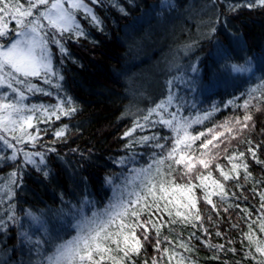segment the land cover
<instances>
[{
  "label": "trees",
  "instance_id": "1",
  "mask_svg": "<svg viewBox=\"0 0 264 264\" xmlns=\"http://www.w3.org/2000/svg\"><path fill=\"white\" fill-rule=\"evenodd\" d=\"M192 1L205 12L183 23L186 32L176 41L179 48L174 46V54L178 49L184 52H179L177 59L173 60V56L168 59L157 71V79L143 86L137 75L147 61L143 60L140 52L143 53L144 48L139 49L137 41L139 33L143 34L146 28L142 27L134 38L129 37L130 32L140 29L138 21L144 12L151 14L154 8L177 14ZM9 2L27 7L30 0ZM88 6L95 12L99 24L94 25L91 19L77 12V22L86 35L77 37L45 29L50 36L60 39L70 53L62 55L58 46L49 45L54 65L63 80L54 76L52 83L45 84L42 78H32V82L49 95L25 93L24 101L27 107L52 108L61 98L71 99L70 107L76 111L58 120L44 118L42 122L40 113L33 114L34 128L28 131L38 137L35 146L18 144L8 138L22 152L44 153L50 176L45 178L38 168L23 164L21 151L17 152L15 160H7L12 152L0 143V264H48V257L55 254L57 247L70 241L77 222L92 217L91 213L80 214L82 209L90 212L94 208V215L100 217L109 205L119 200H135L128 196L126 189H143L144 172L141 170L157 166V161L165 159L173 142V130L159 121L171 119L173 114L177 120L201 118V123L194 124L192 131H203L206 136L195 145L189 162L205 152L200 147L201 141L220 132L224 135L219 141H213L219 143V148L212 151L219 155L207 169L195 163L193 171L185 175V166L178 165L171 166L169 174V167L164 164L161 169L165 178L171 179L173 186L186 185L189 181L200 185L196 176L211 172L212 177L225 186L224 199L219 195L211 196L213 209V205L203 199L205 190L195 187L201 216L200 221L193 220L195 227L183 222L182 217H176V211L186 214L183 207H171V217L153 209L151 219L154 223L160 221V234L149 225L146 234L149 238L144 240V230L136 229L141 249L132 256L133 264H153L154 261L177 264L179 260L184 264H258L264 257L256 253L255 245L250 244L247 236L251 234L255 240H264L259 225L264 217L260 200V193L264 192V6L249 8L245 0H100L97 4L89 0ZM35 12L33 10V14ZM13 29L9 22L10 38ZM229 35L244 42L245 57L251 58L255 65L251 75L233 77L221 71L219 65L224 58L220 57V49L215 51L216 42L223 43L222 48L228 55L226 60L239 61L240 57L230 50ZM156 56L155 51L152 57ZM223 72L228 78L221 77ZM157 85L158 94H153ZM141 94L146 96L145 100L138 96ZM170 97L171 103H167ZM161 103L166 104V109L152 112L145 120L144 117ZM246 114L253 119L242 131L239 125L231 134L222 127L229 121L232 124L238 119L243 122ZM205 116L207 119H203ZM137 123L143 127H136ZM60 128L65 131L58 138L54 133ZM132 129L135 131L125 136ZM249 147L257 150L262 163L252 158ZM239 153L244 156L234 162L243 160L248 165L247 179L243 167L236 173L231 172L227 157ZM217 164L233 178L224 181L216 169ZM13 172L17 173L15 184L12 183ZM207 183V190L213 191L210 181ZM144 197L151 202L148 193ZM177 198L179 204L185 203L180 194ZM29 209L40 216L37 223L29 219ZM147 219L149 214L145 212L141 222ZM170 220L177 222L170 223ZM50 222L54 223L52 231ZM182 244L191 250L181 247Z\"/></svg>",
  "mask_w": 264,
  "mask_h": 264
},
{
  "label": "snow or ice",
  "instance_id": "2",
  "mask_svg": "<svg viewBox=\"0 0 264 264\" xmlns=\"http://www.w3.org/2000/svg\"><path fill=\"white\" fill-rule=\"evenodd\" d=\"M90 2L97 4L100 0H90ZM88 5L89 0H30L28 6L24 7L21 3L12 4L9 0H0V14H2L0 15V38L8 35L7 21L3 20V16L11 15L17 26L15 38L7 44H0V89L4 90L0 91V143L13 150V155L7 157V160L16 159L15 146L9 142V136L18 144H32L35 146L38 137L28 131L34 128L33 114L40 113L39 119L42 122L44 118L55 117L58 120L61 116H68L76 111L74 107H70L72 104L71 99L65 101L61 98V102L54 104L52 108L43 106L38 108L34 105L27 107L24 101L27 99L25 93L39 92L49 95V93L37 87L32 82V78H42L45 84L52 83L51 78L54 76L63 80L62 74L54 65V58L49 45L58 46L62 55L67 56L70 53L60 39H57L55 35L50 36L45 29L51 28L60 34H75L77 37L86 35L82 32L80 24L77 23V12L82 10L84 15L91 18L94 25L99 24L95 12ZM245 5L249 8L257 5L264 6V0H245ZM41 6H43V10H40ZM33 10H36L35 16H33ZM45 21L46 25L43 23ZM192 70L196 71L195 68ZM21 85L23 87H19ZM8 91L13 94L14 99L8 97L6 94ZM167 103H171V97ZM244 107L245 109L248 108V102L245 103ZM159 109H166V104L157 105L156 109L151 110L144 119L148 120L152 112ZM203 119H207V117L205 116ZM252 119L251 115L246 114L243 122L238 119L235 124H232L229 121L225 122L222 127L231 134L233 128L238 125L241 131L247 128V122ZM159 122L170 127L177 133V136L175 145L168 151L167 157L156 162L158 177L156 182H152L151 167L141 170L149 177L150 186L147 187V193L151 197V202L146 197L137 194L136 199L133 201L119 200L112 204L110 208L104 211L102 216L90 220L86 225H81L76 238L57 247L55 254L48 257V264H133L132 256L138 254L141 249V239L138 238L136 229L142 228L144 230V240L149 238L146 235L149 231V225L156 230L157 235L160 234V227L158 226L160 221L154 223L151 219L153 209L155 212L166 213L171 217L173 214L170 210L171 207H183L187 210L186 214L176 211V217H182L183 222L192 223V226L195 227L193 220H201L197 209V197L193 191L195 187H202L205 190L203 199L208 204H212L213 209H215V204L211 200V196L219 195L221 200L224 199L225 186L214 179L211 172L206 176H196V179L201 181L200 185H195L189 181L186 185L175 184L173 186V181L166 179L165 174L160 170L165 161H172L176 165L183 164L186 169L185 175L193 171L195 163H199L207 169L219 155L218 152L212 151L213 148H219V143L214 144L213 141H219L224 133L214 134L210 139L206 138L201 141L200 147L205 149V152L201 153L194 162H189L192 161L190 153L193 150V144L201 140V137L206 136L203 131L199 132L198 135H194L189 131L193 124L201 123V118L177 120L173 114L171 119L162 118ZM136 127H143V125L137 123ZM64 131L65 128H60L54 135L59 138L64 134ZM132 131H135V129L126 132L125 136H130ZM212 131V129H209V132ZM233 138H235L234 135ZM144 139L147 140L148 138L144 137ZM181 145L184 147L181 148ZM157 146L164 147V145L159 144ZM248 151L257 163H262L257 157L256 149L249 147ZM22 155L23 164L38 168L45 178L50 176L49 171H47L44 153L24 152ZM177 156L178 158H176ZM243 156L244 153H239L238 156H228L227 158L231 163V172L236 173L239 168L243 167L246 173L245 179H247L248 165L243 160L240 163L234 162ZM216 169L220 172L224 181L233 178L229 172L223 171L219 164L216 165ZM168 170L171 174V165H169ZM11 176L13 177L12 183H17L18 181L15 179L17 173L13 172ZM209 181L214 187L211 192L207 190L209 187L207 182ZM107 182L110 183V181ZM176 193L183 197L185 203H178ZM9 195H11V191ZM260 200L262 202L261 206L264 208V192L260 193ZM165 201L166 203H164ZM242 211L247 215H251L244 209ZM145 212L149 214V219L141 222V215ZM9 219L15 220V217H9ZM169 222L176 223L177 221L170 220ZM259 225L260 230L264 232V217H261ZM217 235L219 236L220 233H217ZM247 239L250 244L255 245L256 253H259L260 257H264V240H255L251 234L247 236ZM112 245H115V248ZM181 247L191 250L186 244H182ZM209 247L215 246L209 245ZM219 248L222 249L223 245H220ZM153 264H156V262L154 261ZM177 264H184V261L179 260ZM258 264H264V259L259 260Z\"/></svg>",
  "mask_w": 264,
  "mask_h": 264
},
{
  "label": "rangeland",
  "instance_id": "3",
  "mask_svg": "<svg viewBox=\"0 0 264 264\" xmlns=\"http://www.w3.org/2000/svg\"><path fill=\"white\" fill-rule=\"evenodd\" d=\"M204 12H205L204 9L198 8L197 2L192 1V2H188V5L183 6L181 11L178 12L177 14L171 13L170 11L167 12V10H164V9L156 10L154 8H152L151 14L148 11L143 13V16L138 21V26H140V29H134V31L130 32L131 35L129 36L131 38H134L136 33L138 31H140L142 29V27L146 28L145 32H143V34L139 33V35H138L139 40L137 41L139 49L144 48L143 53L140 52V54H143V60L147 61V64H145L143 67H141L140 73L137 75L139 77V81L141 82V84L143 86L144 85L149 86L150 83H152L154 79H157V77H158L157 71L161 70V67L165 65V63L168 59L172 58V56H173V60H174V58H176L179 55V52L180 53L184 52L183 49H180V50L178 49L179 45H177V43H176V41L180 40L182 35H184V33L186 32V29L184 28L183 23L185 22V20L187 22L192 21L195 17L203 15ZM78 13H81L85 18L91 19L90 17L84 15L82 10ZM0 15H2V14H0ZM35 15H36V12L33 14V16H35ZM3 20L7 21V32L9 30V22H10V26H12L14 28L12 31L13 34L11 35L12 36L11 38L9 37V35H7L4 38H0V44H7L9 41H11L12 39L15 38L17 26L15 23V20L11 18V15L3 16ZM43 23L46 25V21ZM135 37H137V36H135ZM216 43L217 44L215 45V51L220 49L221 51L220 50H219L220 52L218 51L221 55L220 57H222V58H224V60H226L228 55L225 53V50H223V48H222L223 43H221V42H216ZM227 43L230 46V50H232V53L236 52L238 55H240V57H238L239 60H241L245 57L246 46H245L244 42H242L241 38L239 39L238 37H235L234 35H229ZM175 45L178 47L177 48L178 52L174 54L175 49H176V48H174ZM49 48H50V46H49ZM170 49H173L174 51H171ZM155 51L157 52V56H156V58L154 57L155 58L154 59L152 56H154ZM168 52H171L172 54L169 56ZM218 63H220V62L218 61ZM225 73L226 72H223L221 74V77H224L226 79V78H228V74H225ZM157 87H159V85H157L155 87V89L152 91L153 94L154 93L158 94V88ZM0 91H4V90L0 89ZM6 94L8 95L9 98L14 99V96L10 91H8ZM138 96L142 100H145V98H146V96H142V94L138 95ZM189 131L194 135L199 134V133H194L192 131V127L189 129ZM176 136H177V133H175L173 131V139H172L173 142H172L171 146L169 147V149L167 150V154H168V151H170L174 147ZM197 142L198 141H196L193 144V150L190 153L191 156L194 154L195 145L197 144ZM183 147L184 146L181 145V148H183ZM19 151L22 152V150H19L15 147V154L16 155H17V152H19ZM11 152L12 153L10 156L13 155V150H11ZM24 152H26V151H23L22 154ZM167 154H166V157H167ZM176 158H178V156ZM165 165H167L168 167H169V165H171V166H173V168L174 167L176 168V166H178V165L174 164L172 161H166ZM181 165H183V164H181ZM167 166H166V168H168ZM150 167H151V176L153 178L152 182H156V180H158V177L156 174V167L157 166H150ZM160 170H161V172L163 171L161 168H160ZM141 182L143 184V189H139V188H137L135 190L134 189H126V193L128 194V196L130 198H136L137 194H140L141 196L142 195L145 196V193H147V187L150 186L149 177L145 173H144V176L141 178ZM175 195L177 196V195H179V193H176ZM109 206L111 207V205H109ZM94 211H95L94 208L92 210H90V212L86 208H84L80 211V214L87 212L90 215V213H91L92 217L85 219V220L82 219L81 221L77 222V224H76L77 227L74 228L75 233L73 234V236H70L71 237L70 241H72L74 238H76V236L79 234V227L81 225H86L90 220L98 217L97 215L96 216L94 215ZM53 224L54 223L50 222V226H52ZM53 228H54V226H52L50 228V230L52 231ZM67 242H69V241H67Z\"/></svg>",
  "mask_w": 264,
  "mask_h": 264
},
{
  "label": "clouds",
  "instance_id": "4",
  "mask_svg": "<svg viewBox=\"0 0 264 264\" xmlns=\"http://www.w3.org/2000/svg\"><path fill=\"white\" fill-rule=\"evenodd\" d=\"M219 67L221 71H227L233 77H246L255 71V65L249 57H245L239 61L235 59L224 60ZM27 214L33 223H37L40 220V216L31 209L28 210Z\"/></svg>",
  "mask_w": 264,
  "mask_h": 264
}]
</instances>
